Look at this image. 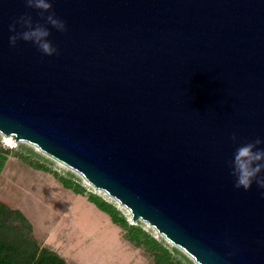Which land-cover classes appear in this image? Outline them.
<instances>
[{"label":"water","instance_id":"obj_1","mask_svg":"<svg viewBox=\"0 0 264 264\" xmlns=\"http://www.w3.org/2000/svg\"><path fill=\"white\" fill-rule=\"evenodd\" d=\"M0 132L198 264H264V0H0Z\"/></svg>","mask_w":264,"mask_h":264},{"label":"rangeland","instance_id":"obj_2","mask_svg":"<svg viewBox=\"0 0 264 264\" xmlns=\"http://www.w3.org/2000/svg\"><path fill=\"white\" fill-rule=\"evenodd\" d=\"M0 143L30 155L58 174L73 177L87 192L112 203L131 224L140 225L164 245L176 249L175 257L183 264H198L148 222L133 220L120 203L98 190L79 171L34 144L16 141L1 132ZM0 200L21 209L31 221L36 238L60 253L70 264H154L151 253L129 240L126 232L86 196L65 189L53 173L36 169L17 155L10 156L0 175Z\"/></svg>","mask_w":264,"mask_h":264},{"label":"trees","instance_id":"obj_3","mask_svg":"<svg viewBox=\"0 0 264 264\" xmlns=\"http://www.w3.org/2000/svg\"><path fill=\"white\" fill-rule=\"evenodd\" d=\"M11 155H17L36 169L51 172L65 189L87 197L111 221L121 227L129 240L137 246H144L152 255L154 264H183L175 257L176 249H170L151 236L140 225L131 224L127 217L112 203L89 193L71 176H64L46 164L34 160L30 155L19 153L0 143V175ZM0 264H70L60 253L43 245L33 233V225L19 208L9 206L0 200Z\"/></svg>","mask_w":264,"mask_h":264},{"label":"bare ground","instance_id":"obj_4","mask_svg":"<svg viewBox=\"0 0 264 264\" xmlns=\"http://www.w3.org/2000/svg\"><path fill=\"white\" fill-rule=\"evenodd\" d=\"M7 137H12V138H14L12 135H10V136H8V135H6ZM36 146V145H35ZM81 173V172H80ZM82 174V173H81ZM83 175V174H82ZM92 184V183H91ZM98 190H100V191H102V192H104V193H106V195H108L109 197H111V198H113V199H115L118 203H120L115 197H113V196H111L107 191H105V190H103V189H99V188H97ZM120 205L122 206V207H124L128 212H129V214L131 215V212H130V210L126 207V206H124L123 204H121L120 203ZM147 222V221H146ZM151 227H153V228H155L154 226H152L151 224H149ZM156 229V228H155ZM159 232V231H158ZM161 235H163L161 232H159ZM165 236V235H164Z\"/></svg>","mask_w":264,"mask_h":264}]
</instances>
